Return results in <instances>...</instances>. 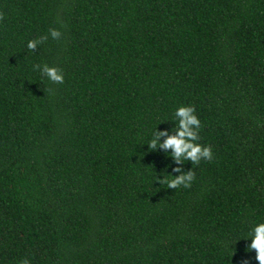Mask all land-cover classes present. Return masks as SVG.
<instances>
[{
  "label": "trees",
  "instance_id": "16d2710c",
  "mask_svg": "<svg viewBox=\"0 0 264 264\" xmlns=\"http://www.w3.org/2000/svg\"><path fill=\"white\" fill-rule=\"evenodd\" d=\"M0 12V264H259L264 0H0ZM193 105L213 159L150 149ZM176 167L194 171L191 187L159 182Z\"/></svg>",
  "mask_w": 264,
  "mask_h": 264
},
{
  "label": "clouds",
  "instance_id": "9594fccd",
  "mask_svg": "<svg viewBox=\"0 0 264 264\" xmlns=\"http://www.w3.org/2000/svg\"><path fill=\"white\" fill-rule=\"evenodd\" d=\"M4 19V13L0 12V21ZM49 32L53 39H59L62 33L56 28H50ZM47 37H41L39 40H30L27 44V48L33 51L37 48L38 44L43 43ZM35 68L40 69L42 73L49 78L50 81L58 84L64 82V75L62 71L57 67H51L44 64L42 69L40 65H35ZM175 117L178 120L176 126L175 135L169 136L167 132H158L154 134V138L148 144L150 149H156L158 146L167 149H172L171 157L174 158L177 164L184 163L185 160L191 161L192 164H199L202 159L211 161L213 159L212 146H204L196 141L200 140L199 129L201 128V121L196 115L195 106H180L175 111ZM167 136L168 138L161 144L160 138ZM174 172L181 173L178 176L171 175L174 178L164 177L159 180L161 184H166L167 188L177 189L179 186L191 187V182L195 179V173L193 170L183 171L181 167H176ZM159 178H157L158 180ZM250 239L252 240L248 250L256 251V260L259 264H264V223H259L254 226L250 233ZM20 264H31V262L25 258L20 261Z\"/></svg>",
  "mask_w": 264,
  "mask_h": 264
}]
</instances>
